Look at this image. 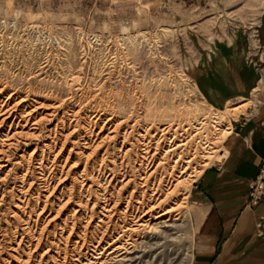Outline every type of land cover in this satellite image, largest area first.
Returning a JSON list of instances; mask_svg holds the SVG:
<instances>
[{"label": "rangeland", "instance_id": "obj_1", "mask_svg": "<svg viewBox=\"0 0 264 264\" xmlns=\"http://www.w3.org/2000/svg\"><path fill=\"white\" fill-rule=\"evenodd\" d=\"M12 94L11 106L26 98L29 110L43 107L27 124L22 121L16 126L15 122L10 127L9 120L0 125V136L23 131L10 147L8 141L0 142V159L9 156L8 167L0 169V264H55V259L47 257L56 256L57 247L71 249L78 234L85 228L90 232L88 216L94 202L105 189L111 194L122 186L119 180L108 184L92 170V165L100 169L103 157L104 167L122 162V138H110L115 134H109L112 125L101 132L109 114L115 111L117 122L146 126L184 116L195 106L225 115L232 131L189 186L184 212L190 227L184 253L191 246L192 264L200 258L210 264H264V195L257 206L250 204L251 185L264 156L249 185L245 205L249 216L242 239L222 237L215 245L217 236L210 238L205 228L208 216L201 211L208 197L200 192L204 175L217 172L229 158L231 139L264 108V0H0V100L7 102ZM60 101L64 105L56 111L52 103ZM243 104L237 114L229 112ZM97 106L107 111L99 121L92 110ZM73 110L78 115L71 127L50 132L64 116L69 125ZM214 130L211 125L212 137ZM92 132L99 134L93 135V143L78 142V136L90 137ZM136 137L137 132L132 140ZM128 148L132 150L125 164L137 167L135 159L141 150ZM42 155L52 178L49 192H41L50 195L43 212L46 199L41 196L36 205L35 191ZM54 185L56 189L51 190ZM89 186L93 195L86 205ZM65 187L70 189L61 199ZM99 203L97 213L103 206ZM73 210L78 211V222L67 240ZM38 215L35 231H27L26 223ZM60 224L63 232L58 227L54 230ZM42 230L43 240L36 248ZM202 242L210 252H198Z\"/></svg>", "mask_w": 264, "mask_h": 264}, {"label": "bare ground", "instance_id": "obj_2", "mask_svg": "<svg viewBox=\"0 0 264 264\" xmlns=\"http://www.w3.org/2000/svg\"><path fill=\"white\" fill-rule=\"evenodd\" d=\"M13 95L9 96L7 102L0 100V119L3 118L0 125L7 123L9 120H12L10 127L15 125V122H17L16 126H19L22 121L27 124L32 121V115L36 112V109L43 107L42 105V107L29 110L28 106L25 105L26 98L11 106L8 103ZM63 105L64 101L55 102L52 103V108L57 111ZM245 105L229 109V112L235 115L242 111L241 109ZM92 110L94 119H98V121L107 114V111L98 106ZM77 115L78 112L73 110L69 125L65 122L64 116L50 132L54 131L57 134L60 126H63V128L71 127L76 122L74 119L77 118ZM43 118H35L32 126L38 125ZM116 118L115 111L109 114L107 122L101 127V132L107 125H112L109 134H115L110 138L114 140L122 138V145L119 148L120 153H122V162L112 168H109V166L104 167L105 157H103L100 169L97 170L95 165H92V170L98 173V178L102 176L104 181H109L108 184L119 180L122 186L119 190L115 188L111 194H106L105 189L101 199L94 202L88 216L89 223L87 222L88 225H91L90 232L87 233V228H85L84 232L78 234V240L72 241L71 249L67 246L63 249L57 247L56 256L47 257L51 250V248H48L44 252L47 255V260L55 259V264H158V262L166 264L167 261L169 262L167 264H175L177 260L184 256L179 264H192L194 255L191 246H188L190 247L188 249L186 248L185 253L183 250L184 245L187 244L190 227L189 223H186L184 212L186 200L190 196L188 189L204 172V168L210 165V160L214 157L217 145L231 134L232 126L227 123L225 115L208 113L198 106L186 111L184 116H174L168 120H163V122H155L146 126H140V122L138 124L135 122L134 125L130 126L127 120L117 122ZM211 125L216 129L214 132H217L214 133L215 138L212 137L213 134L209 131ZM137 127H140V130L137 131ZM122 128H125V130L123 134H119V130ZM22 132L16 131L13 134L0 136V142L8 141L9 145L7 147H10L14 144L13 140L17 138L18 134H23ZM135 132H137V137L132 140V135ZM93 135L92 132L90 137L78 136V142L83 143V146H88L93 143ZM98 136L99 134L94 135L95 138ZM82 140L84 142H81ZM127 145H132V148L136 146L141 150V153L136 155L135 159L137 167L130 168L128 163L125 164L126 158L132 150L131 148L126 149ZM8 158L9 156H7V159L6 157L0 159V169L8 167L6 164L9 161ZM44 159L42 155L38 168L40 177L37 178L40 183H36L37 187L35 189L37 194L36 205L39 204L42 196L41 192L48 191L52 185L51 174H48L43 165ZM85 171L81 173L82 176ZM25 175L23 176L25 177ZM23 176L21 180L24 181ZM29 185L32 186V184ZM130 188L132 190H129ZM52 189L55 190L56 185L51 187ZM69 189L67 187L63 188L59 197L63 199L64 196H67ZM87 192L89 199L86 205H88L93 195L91 186H89ZM125 193H128V195L122 198L121 196ZM181 196L183 198H180ZM42 197L46 199L42 209L43 212L47 208L50 195ZM68 201H70V198ZM99 202L103 206L100 207L101 212L97 213L96 209L100 204ZM73 212L74 215L71 217L73 227L70 235L66 238L67 240H69L78 222L75 220L77 219L75 214L78 211L73 210ZM39 215L37 220L32 223L27 221V231H35ZM84 215L85 213L80 216V219ZM87 215L88 212H86ZM69 219V216H67L63 220L64 226H67ZM57 227L62 229V232L65 229L60 224L55 225L54 230ZM37 237L36 248L43 240V230ZM54 243H51L50 247H53Z\"/></svg>", "mask_w": 264, "mask_h": 264}, {"label": "crops", "instance_id": "obj_3", "mask_svg": "<svg viewBox=\"0 0 264 264\" xmlns=\"http://www.w3.org/2000/svg\"><path fill=\"white\" fill-rule=\"evenodd\" d=\"M264 108L258 117L246 122L241 133L231 139L229 144V158H227L217 172H207L201 181L200 192L207 194L208 202L201 204V211L207 215L208 224L205 226L210 238H216L215 245L220 238L230 237L242 239V232L246 227L248 210L249 185L258 173L261 158L264 156ZM196 214H199L196 211ZM199 216V215H198ZM204 219V218H203ZM203 221V220H202ZM208 242V241H206ZM198 252L207 251L202 242ZM197 264H210L201 259Z\"/></svg>", "mask_w": 264, "mask_h": 264}, {"label": "built area", "instance_id": "obj_4", "mask_svg": "<svg viewBox=\"0 0 264 264\" xmlns=\"http://www.w3.org/2000/svg\"><path fill=\"white\" fill-rule=\"evenodd\" d=\"M263 195H264V159L262 162V168L257 176V179L251 185L250 204L252 206H257Z\"/></svg>", "mask_w": 264, "mask_h": 264}]
</instances>
